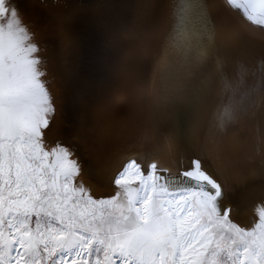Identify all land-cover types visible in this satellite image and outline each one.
<instances>
[{
    "label": "snow or ice",
    "instance_id": "snow-or-ice-1",
    "mask_svg": "<svg viewBox=\"0 0 264 264\" xmlns=\"http://www.w3.org/2000/svg\"><path fill=\"white\" fill-rule=\"evenodd\" d=\"M227 3L264 27V0ZM36 7L60 14L70 56L68 89L60 103L74 101L106 73L103 63L77 59L67 30L77 22L94 44L97 6L39 0ZM176 31L170 46L184 65L211 71L214 140L201 144L197 137L194 158L186 166L177 159L175 171L168 158L176 155L174 145L152 147L143 155L121 150L122 163L106 172L114 194H105L81 178L84 168L65 144L46 143L57 114L56 95L44 79L39 46L31 42L19 6L0 0V264H264V202L251 226L230 217L225 159L233 155L220 147L229 125L241 115L254 117L264 103V61L242 63L236 73L224 63L212 68L221 29L207 0H178ZM257 39L264 43V37ZM176 98L169 93L158 107L162 124ZM251 142L247 159L259 168L240 174L243 183L264 179V124H256Z\"/></svg>",
    "mask_w": 264,
    "mask_h": 264
},
{
    "label": "bare ground",
    "instance_id": "bare-ground-1",
    "mask_svg": "<svg viewBox=\"0 0 264 264\" xmlns=\"http://www.w3.org/2000/svg\"><path fill=\"white\" fill-rule=\"evenodd\" d=\"M27 1L12 0L33 33L31 42L39 46L36 54L42 57L41 67L47 73L44 79L57 99V114L46 143L52 146L58 141L70 149L72 158L84 168L81 178L93 191L114 194L115 185L107 181L106 172L122 163L121 150L143 155L152 147L174 145L176 155L169 154L168 158L175 171L177 159L186 166L194 158L197 137L201 144L213 142L210 123L216 104L211 71L205 72L195 64L185 66L170 46L177 35L178 0H84L97 6L98 19L93 22L97 38L90 44L87 32L73 22L67 29L70 40L80 62L103 63L106 73L94 87L85 88L74 101L63 104L60 96L68 89L66 64L70 56L68 41L60 29V14L36 7L39 0ZM58 2L79 0L53 3ZM207 2L221 29L212 68L226 61L227 70L236 73L242 63L264 61V43L257 39L264 37V27L249 22L227 0ZM177 39L183 43L182 38ZM195 42L193 35L190 43ZM253 79L249 74L245 83L250 85ZM169 93H177L178 98L162 124L157 109ZM201 113L204 115L197 127L194 121ZM257 123L264 124V103L254 117L241 115L220 137L222 152L233 155V159H225L229 178L225 200L230 205V217L246 227L258 218L257 206L264 202V179L257 176L246 183L238 179L247 170L259 168L247 159Z\"/></svg>",
    "mask_w": 264,
    "mask_h": 264
},
{
    "label": "rangeland",
    "instance_id": "rangeland-1",
    "mask_svg": "<svg viewBox=\"0 0 264 264\" xmlns=\"http://www.w3.org/2000/svg\"><path fill=\"white\" fill-rule=\"evenodd\" d=\"M20 1H22V0H20ZM24 1V0H23ZM54 1H57V0H49V2H51V3H53ZM28 1L26 0V3H27ZM233 219V218H232ZM235 222H237L235 219H233ZM238 223V222H237ZM242 226V225H241Z\"/></svg>",
    "mask_w": 264,
    "mask_h": 264
},
{
    "label": "water",
    "instance_id": "water-1",
    "mask_svg": "<svg viewBox=\"0 0 264 264\" xmlns=\"http://www.w3.org/2000/svg\"><path fill=\"white\" fill-rule=\"evenodd\" d=\"M227 51V50H226ZM224 64H226V61H223Z\"/></svg>",
    "mask_w": 264,
    "mask_h": 264
}]
</instances>
